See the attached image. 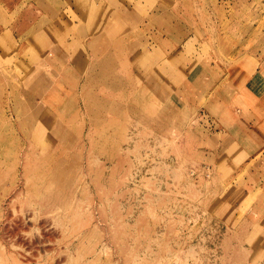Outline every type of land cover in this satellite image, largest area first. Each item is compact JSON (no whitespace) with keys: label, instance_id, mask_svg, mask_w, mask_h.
I'll return each mask as SVG.
<instances>
[{"label":"rangeland","instance_id":"1","mask_svg":"<svg viewBox=\"0 0 264 264\" xmlns=\"http://www.w3.org/2000/svg\"><path fill=\"white\" fill-rule=\"evenodd\" d=\"M87 8L86 25L66 36L53 19H77L80 0H0V120L40 100L64 107L68 134L107 139L94 163H105L103 175L81 202L83 220L92 208L108 220L99 222L96 262L264 264V0H90ZM78 34L88 38L79 51ZM97 35L106 43L99 51L87 43ZM259 104L257 151L231 155L230 144L216 156L210 137L222 117ZM113 207L120 215L110 219Z\"/></svg>","mask_w":264,"mask_h":264},{"label":"bare ground","instance_id":"2","mask_svg":"<svg viewBox=\"0 0 264 264\" xmlns=\"http://www.w3.org/2000/svg\"><path fill=\"white\" fill-rule=\"evenodd\" d=\"M99 37L87 42L93 48L97 45V51L100 44H106ZM74 44L79 51L84 42ZM109 56L113 64L114 57ZM87 70L86 79L90 64ZM25 76L16 85L27 80ZM114 89L115 86L107 93L108 106ZM27 91L22 88L18 94L27 99ZM94 101L96 105L102 103L99 96ZM25 103L29 105L21 114L0 120V264H98L99 236L104 229L99 222L108 220L100 208L88 210L83 220L81 202L84 195H92L103 175L105 163L97 167L94 163L97 155L107 152V139L101 143L89 133L82 135L80 130L75 135L68 134L73 123L64 121V107L58 113L56 106L40 100L31 105L27 99ZM93 120L98 122V116L94 115ZM104 123L112 126L114 122ZM124 210L121 226L129 217V209ZM116 212L120 213L113 207L108 217L111 219Z\"/></svg>","mask_w":264,"mask_h":264},{"label":"crops","instance_id":"3","mask_svg":"<svg viewBox=\"0 0 264 264\" xmlns=\"http://www.w3.org/2000/svg\"><path fill=\"white\" fill-rule=\"evenodd\" d=\"M90 5V0H80V14L76 15L77 19H65L63 17H59L53 20L55 21V25H57V21L60 22L62 21L64 23L65 26L64 27V34H66V36H68V31L67 30H71L72 32H70L71 34L74 33L73 30H76V28L81 27L83 24L86 25V17H87V12L89 11L87 7H89ZM82 20L83 22L80 25V21ZM72 20V21H71ZM61 22V24H62ZM72 22V23H71ZM75 24V27H71L70 24ZM73 24V25H74ZM31 28V27H29ZM71 38H78L79 40H81L82 42H84L88 39L87 37H81L79 34L75 37V36H71ZM71 38H66L65 40H70ZM64 40V38H63ZM25 42V40H24ZM51 42L48 41V43ZM55 42V40H54ZM45 45V44H44ZM33 46V45H31ZM54 50L58 49V47L54 44ZM87 49V48H86ZM88 50V49H87ZM90 50V49H89ZM57 51V50H56ZM90 53V51H89ZM87 51V54L90 55ZM67 54H69L71 56L70 53L67 52ZM45 55V54H44ZM48 56H54L53 54H50ZM189 84H192V81L189 82ZM189 85V86H190ZM193 85V84H192ZM190 91V87L188 89ZM253 94H255V92L253 91ZM239 96V95H238ZM261 104L258 105L257 110L255 109V106L253 105V110L254 112L250 111L249 108L246 107V111L245 112H240V114L242 116H238L237 118H235L234 115H231L229 117H222V122H221V127L222 130L219 131V133H217L218 135L214 134L210 137L211 143L215 144L218 146L217 148V152H216V156H218V153L220 152V150L222 149V147H224L225 145H234V150L232 151L231 155H238V156H242V157H247V156H252L255 151H257V149L260 147L259 142L261 141L262 137H261V132H260V126L258 125V122L260 120L259 117V113L261 111L260 108ZM242 108V106H240ZM238 108V110H237ZM235 109L237 111L239 110V106L234 105L232 107L231 111L232 113H234ZM256 111V112H255ZM257 114V115H255ZM235 133V135L231 134V133ZM248 139V140H245ZM220 140V143L218 142ZM241 141H247L249 144L248 145H243L241 143ZM222 142V143H221ZM257 144H259L257 146ZM250 149H253L252 151H249ZM230 155V156H231Z\"/></svg>","mask_w":264,"mask_h":264}]
</instances>
